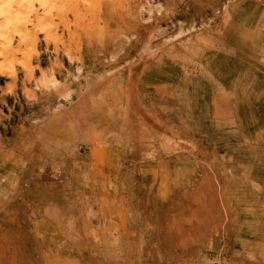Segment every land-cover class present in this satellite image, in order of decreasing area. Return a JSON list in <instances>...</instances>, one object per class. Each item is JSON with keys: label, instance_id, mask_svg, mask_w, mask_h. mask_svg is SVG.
Listing matches in <instances>:
<instances>
[{"label": "rangeland", "instance_id": "1", "mask_svg": "<svg viewBox=\"0 0 264 264\" xmlns=\"http://www.w3.org/2000/svg\"><path fill=\"white\" fill-rule=\"evenodd\" d=\"M242 2L264 14V0L27 14L30 41L0 58V264H264V41L244 48Z\"/></svg>", "mask_w": 264, "mask_h": 264}, {"label": "bare ground", "instance_id": "2", "mask_svg": "<svg viewBox=\"0 0 264 264\" xmlns=\"http://www.w3.org/2000/svg\"><path fill=\"white\" fill-rule=\"evenodd\" d=\"M50 1L53 0H0V58L7 61L13 55L10 42L14 35L24 45L30 41L25 27L27 14H40V11ZM19 45H21L20 42Z\"/></svg>", "mask_w": 264, "mask_h": 264}, {"label": "crops", "instance_id": "3", "mask_svg": "<svg viewBox=\"0 0 264 264\" xmlns=\"http://www.w3.org/2000/svg\"><path fill=\"white\" fill-rule=\"evenodd\" d=\"M251 8L252 5L245 2L237 5V8L234 12L235 21L237 22V29H239V31L241 30L243 34H248L252 37L251 39L242 40L244 43V48L250 47V45L253 44L256 48L262 49L260 46H256L255 41H260V39L264 41V14H256V12ZM255 62V64L251 65L253 67H258L259 73L254 74V78L251 81H257L261 84H264V70L261 69L264 65L259 62V58H256ZM240 63H244V59H242V62ZM236 65L238 66V64Z\"/></svg>", "mask_w": 264, "mask_h": 264}, {"label": "clouds", "instance_id": "4", "mask_svg": "<svg viewBox=\"0 0 264 264\" xmlns=\"http://www.w3.org/2000/svg\"><path fill=\"white\" fill-rule=\"evenodd\" d=\"M6 7H8V5H6Z\"/></svg>", "mask_w": 264, "mask_h": 264}]
</instances>
